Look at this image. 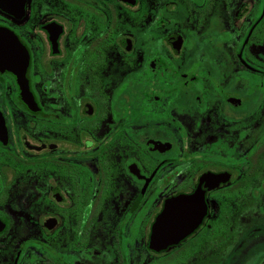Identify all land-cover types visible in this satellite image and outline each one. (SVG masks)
I'll list each match as a JSON object with an SVG mask.
<instances>
[{
    "label": "flooded vegetation",
    "instance_id": "af4514ba",
    "mask_svg": "<svg viewBox=\"0 0 264 264\" xmlns=\"http://www.w3.org/2000/svg\"><path fill=\"white\" fill-rule=\"evenodd\" d=\"M0 264H264V0H0Z\"/></svg>",
    "mask_w": 264,
    "mask_h": 264
}]
</instances>
